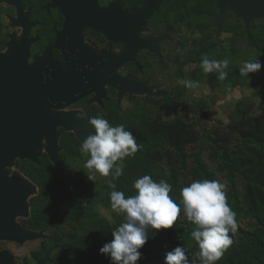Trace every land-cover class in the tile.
<instances>
[{
	"label": "flooded vegetation",
	"instance_id": "1",
	"mask_svg": "<svg viewBox=\"0 0 264 264\" xmlns=\"http://www.w3.org/2000/svg\"><path fill=\"white\" fill-rule=\"evenodd\" d=\"M217 13L215 0H0V94L15 92L16 102L29 113H81L86 132L94 134L89 122L93 117L118 126L122 116H134L141 106L153 112L157 105L165 118L181 113L185 86L179 81L197 74L202 58L220 55L226 45L223 29L231 12L224 18L220 39L215 34ZM120 78L125 85L134 81L165 94L179 107L172 111L163 96L147 97V92L131 95L125 90L120 98ZM200 88L186 87V92ZM81 95L86 96L74 102ZM44 117L37 118L46 123L51 115ZM31 119L29 115L24 123ZM58 131L60 158L71 171L62 174L75 175L62 157L63 131L82 142L64 127ZM37 187L30 198V216L16 221L43 236L24 244L1 240L0 250H11L15 264H110L104 255L102 262L96 259L112 232L95 233L91 224L82 228L67 221L42 228L50 225L43 218L49 214L36 208L55 207L64 188L54 187L56 195L42 197ZM65 190L72 193L69 199L85 198L78 187Z\"/></svg>",
	"mask_w": 264,
	"mask_h": 264
},
{
	"label": "trees",
	"instance_id": "2",
	"mask_svg": "<svg viewBox=\"0 0 264 264\" xmlns=\"http://www.w3.org/2000/svg\"><path fill=\"white\" fill-rule=\"evenodd\" d=\"M223 32L226 33L225 47L220 55L209 59L229 61L227 78L221 81L218 73L205 74L202 69L192 77H185V80L198 81L201 87L208 86L210 93L195 98L185 87V108L181 113H169L166 118L157 105L153 112L141 106L134 116L121 117L118 125L123 124L142 147L133 157L125 158L123 175L113 182L115 190L127 197L135 194L134 182L147 174L156 182L164 180L171 184L169 195L179 203L181 189L192 181H219L225 186L228 205L236 213L237 228L229 233L233 243L217 264H264V68L250 77L240 75L241 53L246 50L253 62L259 60L264 65V20L255 22L254 29L247 34L243 22L230 13ZM261 85L253 93L258 102L254 98H243L233 105L228 102L224 110L228 122L208 121L207 114L218 103L220 93L224 96L228 89ZM143 104L148 103L143 101ZM63 133L62 157L71 163L75 175L57 172L46 154L40 159V165L29 160L16 163L17 169L41 188L42 197L56 195L54 187L64 188L55 207L36 208L37 212L49 214L43 218L50 225L42 228L67 221L82 228L91 224L95 233L113 232L124 222V217L111 209L113 189L108 187L111 177L97 185L84 179L72 165L76 159L83 158L81 145L73 134ZM68 186L78 187L85 198L69 199L72 193L65 190ZM50 187L51 191L44 190ZM101 209L107 210L113 220L101 216ZM34 215L37 217L35 212ZM192 230L193 225L181 213L173 229L161 230L155 239H149L141 249L138 264H164L165 254L178 245L185 248L189 264H201ZM61 247L66 248L65 243ZM106 258L111 264L110 258Z\"/></svg>",
	"mask_w": 264,
	"mask_h": 264
},
{
	"label": "clouds",
	"instance_id": "3",
	"mask_svg": "<svg viewBox=\"0 0 264 264\" xmlns=\"http://www.w3.org/2000/svg\"><path fill=\"white\" fill-rule=\"evenodd\" d=\"M228 64L227 59L204 57L200 67L205 74L218 73L217 78L223 81L228 75ZM262 68L259 60L244 61L240 75L249 77ZM179 82L190 89L199 87L198 81ZM89 122L95 134L88 136L80 147L82 155L88 157L84 164L86 175L93 182L97 175L111 177V209L124 217V222L112 232L111 241L99 249L100 254L110 258L111 264H138L141 249L149 239H155L161 230L173 229L182 213L193 225L191 237L198 244L201 264H217L233 243L229 233L237 228L236 213L227 203L225 186L217 180L192 181L181 189V200L176 203L169 195L171 184L164 180L156 182L145 174L134 182L135 194L126 197L124 192L115 190L113 181L123 175L125 158L133 157L142 146L123 124L112 126L102 117H93ZM164 264H189L185 248L178 245L168 251Z\"/></svg>",
	"mask_w": 264,
	"mask_h": 264
},
{
	"label": "water",
	"instance_id": "4",
	"mask_svg": "<svg viewBox=\"0 0 264 264\" xmlns=\"http://www.w3.org/2000/svg\"><path fill=\"white\" fill-rule=\"evenodd\" d=\"M215 1L218 8V13L214 18L215 34L218 39H220L224 18L228 12L233 13L244 23L247 34L254 29L255 22L264 20V0ZM124 80V78H120L116 84L120 89V98H122L125 90H130L131 95H144L147 92L149 94L147 97L151 95L163 96L164 103L172 111L179 107L165 94L152 93L144 85H138L134 81L125 85ZM84 96L86 95L74 99V102ZM18 99L19 97L15 92L8 95L0 94V241L6 240L24 244L27 241L42 237L43 234L28 231L16 221L19 217L28 218L30 216V198L38 193L37 185L16 168V161L29 160L40 165L42 149L45 148V153L58 172H71L60 158V152L63 149L59 144L58 128L61 126L74 132L81 142L94 133L86 132L85 117L81 113L59 112L55 115L53 113L44 115H41L40 112L29 113L20 108L16 102ZM29 115L32 119L29 124H25L24 120ZM50 115L49 122H41L43 116H45L44 119L46 117L48 119ZM9 169L12 170V173L8 172ZM102 256L100 254L96 261L102 262ZM0 264H15L11 250H0ZM39 264L45 263L41 261Z\"/></svg>",
	"mask_w": 264,
	"mask_h": 264
},
{
	"label": "rangeland",
	"instance_id": "5",
	"mask_svg": "<svg viewBox=\"0 0 264 264\" xmlns=\"http://www.w3.org/2000/svg\"><path fill=\"white\" fill-rule=\"evenodd\" d=\"M241 57V66L243 65L244 61H250L253 62V57L251 55H249L248 51H244ZM252 76V74H249V77ZM261 86H251V87H246L245 89L243 88H235V89H228L227 95L221 94L220 93V98L218 99V103L213 106L209 112H208V121L210 123H212L214 120H220V121H224L225 123L228 122V118L227 115H225L224 110L227 109L228 105L227 103H231L233 105V103L239 101L240 99L243 98H258V97H254L253 93L255 90H260L259 88H261ZM203 89V90H202ZM210 89L205 86V87H201L199 91H196L194 93L191 94V96L195 97V98H199L202 93L208 94ZM262 99L261 97L259 98V100ZM256 101L258 102V100L256 99ZM42 152H45V148L42 149ZM88 159L87 156L83 155V158L78 160L76 159L75 161H73L72 165L75 167V169H77L78 171L81 172L82 176L84 179L89 180L88 176L86 175V172L88 171L85 167V161ZM14 172H16V170H13ZM106 177H102L97 175L95 181H91L89 180L93 185H97L98 182L105 180ZM100 214L101 216L105 217V218H109V220H111V214L104 209L100 210Z\"/></svg>",
	"mask_w": 264,
	"mask_h": 264
}]
</instances>
